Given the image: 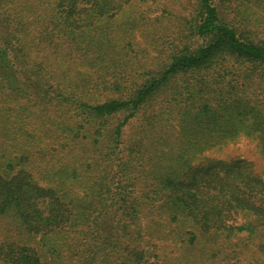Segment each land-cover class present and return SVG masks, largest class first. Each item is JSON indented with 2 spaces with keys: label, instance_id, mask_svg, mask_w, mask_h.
<instances>
[{
  "label": "trees",
  "instance_id": "obj_1",
  "mask_svg": "<svg viewBox=\"0 0 264 264\" xmlns=\"http://www.w3.org/2000/svg\"><path fill=\"white\" fill-rule=\"evenodd\" d=\"M147 1L0 0V264H264V179L194 164L242 133L264 154V0L176 25ZM129 2V29L97 26ZM141 25L176 36L159 68Z\"/></svg>",
  "mask_w": 264,
  "mask_h": 264
},
{
  "label": "rangeland",
  "instance_id": "obj_2",
  "mask_svg": "<svg viewBox=\"0 0 264 264\" xmlns=\"http://www.w3.org/2000/svg\"><path fill=\"white\" fill-rule=\"evenodd\" d=\"M166 4L171 11L165 12L166 16L176 25L180 20H185L192 16L194 10L193 0H162L161 3H153L147 1L144 4V10L148 18H154L162 14L165 10ZM140 8L133 2L126 3L120 11L113 17H103L97 22L99 28L106 27L112 34H119L129 29L133 24V21L138 17V11ZM158 31V30H157ZM135 41H137L140 49H148L146 54L143 53V59L148 61L152 68H159L163 65V59L167 60V56L170 54V44L168 41H173L176 44L174 33L171 30L163 31L166 36L165 40L158 41L156 44L148 36V32L145 26L134 30ZM166 55V58H165ZM78 70L90 72L91 70L87 66H78ZM214 158V159H244L252 164L254 172L260 175L264 179V154L262 151V145L260 139L256 135H248L242 133L234 140H229L226 143L216 144L215 146L208 147L203 151L197 153V158L194 164L201 159ZM7 218L0 217V238H4L8 229Z\"/></svg>",
  "mask_w": 264,
  "mask_h": 264
}]
</instances>
